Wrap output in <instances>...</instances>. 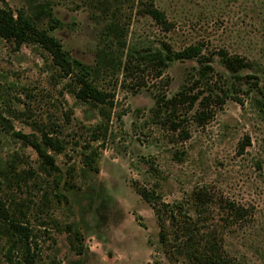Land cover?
Returning a JSON list of instances; mask_svg holds the SVG:
<instances>
[{
    "label": "rangeland",
    "instance_id": "1",
    "mask_svg": "<svg viewBox=\"0 0 264 264\" xmlns=\"http://www.w3.org/2000/svg\"><path fill=\"white\" fill-rule=\"evenodd\" d=\"M43 1L58 20L49 33L71 57L92 64L114 24L133 67L118 73L115 86L100 77L113 93L101 116L75 98L72 75L42 47L0 37V116L11 128L0 125V168L22 176L7 184L0 175V206L19 209L15 217L30 229L33 263L192 264L174 226L166 224L169 241L160 247L151 207L134 190L144 186L163 203L183 202L199 232L213 234L231 264H264V0H0V6L32 13ZM149 4L163 13L168 31L144 12ZM38 26L49 23L43 18ZM161 41L173 49L200 46L213 69L209 85L218 95L220 87L229 89L227 97L154 113L156 97L182 87L196 85L192 92L205 94L194 83L195 58L169 63L157 78L134 59ZM221 50L250 63L240 79L223 67ZM201 109L209 114L197 121ZM101 123L105 137H94ZM41 128L63 144L58 153L48 150L56 169L10 133L37 135ZM89 159L96 171L84 165ZM192 191L204 193L202 202ZM228 203L243 216L234 218ZM0 264H22L2 232Z\"/></svg>",
    "mask_w": 264,
    "mask_h": 264
},
{
    "label": "trees",
    "instance_id": "2",
    "mask_svg": "<svg viewBox=\"0 0 264 264\" xmlns=\"http://www.w3.org/2000/svg\"><path fill=\"white\" fill-rule=\"evenodd\" d=\"M151 19L163 31L169 30V23L165 20L163 13L151 4L147 5L144 10ZM46 18L49 27L43 28L38 26V21ZM58 25V20L53 17L48 2L43 1L37 3L32 13L17 10L15 13L3 4L0 6V37L5 40H12L16 46L31 42L36 43L42 47L51 56L53 65H57L59 70L64 75H72L75 98L81 102L90 104L98 109L101 116L108 113L109 107L112 104L113 93L106 86L99 84V79L103 75V80L110 81L111 86L116 85L118 73L131 70L133 65L131 53L127 51L125 42L122 40L121 33H117L116 25L111 24L107 30L108 43L105 47L99 48L95 52V60L92 64L82 62L79 59L73 58L68 52L62 49L59 41L49 33L50 29ZM116 31V33H115ZM135 53V51H134ZM134 59L139 60V65L147 64L154 77L161 75L167 65L173 61L184 59L189 60L195 58L198 63L196 78L194 83L203 86L197 92H192L191 85L182 87L174 95L165 98V96L155 98L154 113H158L156 109L166 112L172 110L178 104L193 105L196 101L201 106H207L209 103L221 102L227 97L229 89H222L220 87L221 95H218L208 83V75L213 71L209 61L210 57L201 52L198 45H188L182 49H173L166 42H159L157 47L152 51L144 53L136 52ZM220 62L223 67L233 75L234 79L241 78V72L246 68H250V63L238 55L229 56L225 51H218ZM138 64L134 67L138 68ZM113 80V84H112ZM233 84V88H234ZM260 92V107L264 108V87H259ZM165 98V99H164ZM164 109V110H163ZM199 110L196 113L197 121H202L208 117V112ZM263 110V109H261ZM159 111V112H160ZM0 125L5 128H10V124L4 117L0 116ZM97 132L100 135L93 136L104 138L107 132V124L101 123ZM11 135L20 139L25 144L34 149L41 161L48 166L49 169H56L53 162V157L48 150L55 153L63 149V144L56 136L50 135L46 128H41L39 133H22L20 131H10ZM98 134V133H97ZM97 137V138H98ZM242 149V146H240ZM84 165L89 169L96 171L95 167L91 166V160H84ZM12 167L8 169L0 168V175L7 180V184L11 179L15 181L21 180L22 176L17 173H12ZM11 175H10V173ZM135 192L146 202L149 203L155 222L158 226V243L161 248L168 244L169 234L166 233L167 225L174 226L173 235L176 239L178 236L183 238L181 246V254H184L192 264H231V261L224 256L221 251L220 244L216 241L213 234H201L196 227V221L188 215L183 202H173L171 204L163 203L158 200L157 193L152 188L144 186H135ZM192 199L202 202L204 193L191 192ZM13 198L10 197V203ZM228 208L233 214L234 218H241L243 216V209L239 206L228 203ZM0 215L5 219L0 226V232L5 234L10 239V245L15 247L19 252L22 264H34L33 255L30 251V229L25 226L18 218L15 212H18L17 207H9L8 209L0 206ZM2 212V213H1ZM177 234V236H176Z\"/></svg>",
    "mask_w": 264,
    "mask_h": 264
}]
</instances>
